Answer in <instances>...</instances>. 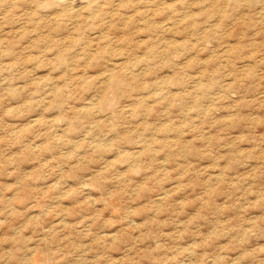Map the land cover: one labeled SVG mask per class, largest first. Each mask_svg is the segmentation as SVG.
Returning <instances> with one entry per match:
<instances>
[{"label": "rangeland", "instance_id": "1", "mask_svg": "<svg viewBox=\"0 0 264 264\" xmlns=\"http://www.w3.org/2000/svg\"><path fill=\"white\" fill-rule=\"evenodd\" d=\"M0 264H264V0H0Z\"/></svg>", "mask_w": 264, "mask_h": 264}]
</instances>
